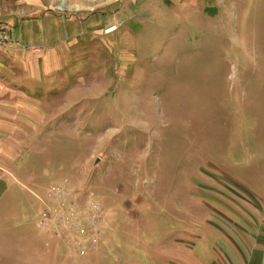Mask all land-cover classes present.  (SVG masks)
Listing matches in <instances>:
<instances>
[{"label": "rangeland", "instance_id": "374dc122", "mask_svg": "<svg viewBox=\"0 0 264 264\" xmlns=\"http://www.w3.org/2000/svg\"><path fill=\"white\" fill-rule=\"evenodd\" d=\"M0 26V264L218 263L264 208V0H0ZM56 182L105 208L86 255L39 226Z\"/></svg>", "mask_w": 264, "mask_h": 264}, {"label": "built area", "instance_id": "2783aa9c", "mask_svg": "<svg viewBox=\"0 0 264 264\" xmlns=\"http://www.w3.org/2000/svg\"><path fill=\"white\" fill-rule=\"evenodd\" d=\"M21 44L20 38L0 26L1 48H18ZM90 193L88 185L81 188L70 182H56L48 188L47 198L38 196L43 204L39 222L42 232L63 240L66 247L79 246L81 255L95 248L96 240L104 233L101 223L106 215L105 208Z\"/></svg>", "mask_w": 264, "mask_h": 264}, {"label": "crops", "instance_id": "0c3cea01", "mask_svg": "<svg viewBox=\"0 0 264 264\" xmlns=\"http://www.w3.org/2000/svg\"><path fill=\"white\" fill-rule=\"evenodd\" d=\"M26 53L25 55L19 53L10 56L14 58H23L22 61H27L24 64L22 63L23 70L29 73V76L39 79V76L33 71V62H28V58L26 57L28 54ZM31 56L32 54L30 55V58ZM9 59V57L5 59L7 63ZM5 73L12 74L10 70ZM18 78L21 79L20 77ZM9 160H11V167L8 168L10 170L9 172L11 173L15 170V172H17V169H14L12 166L17 165L20 160H17L16 158H9ZM0 183L2 182L0 181ZM4 191L5 190L0 193V197ZM246 211H249L253 218H248L243 225H239L238 228L242 230V235L236 234L235 230L237 229V226L235 225H237V223H234V225L228 224L226 226H220L221 230L227 235V242H225L226 247L224 251L220 254L221 258L219 262L213 264H264V208L258 209L257 213H252L250 209H247ZM230 240L235 244L231 245Z\"/></svg>", "mask_w": 264, "mask_h": 264}, {"label": "trees", "instance_id": "16d2710c", "mask_svg": "<svg viewBox=\"0 0 264 264\" xmlns=\"http://www.w3.org/2000/svg\"><path fill=\"white\" fill-rule=\"evenodd\" d=\"M10 24H8L7 26H9ZM52 26L54 25H47L45 26V22H43V18L40 17H33L31 19H27V20H22L19 19V21H16V25L13 27H10L11 31L13 32V29L16 30V35H20L19 37L21 38L23 43H36L34 41L35 37H39V38H51L50 34L52 33L53 29ZM9 76L8 77H14L13 74H9L7 73ZM7 77V78H8ZM29 79L31 78L32 80H35L38 82V86L35 90V93L39 92V91H44V80L40 81L37 78H34L32 76H28ZM15 80H22V82L25 83L24 79H19V78H15ZM11 87H14L11 85Z\"/></svg>", "mask_w": 264, "mask_h": 264}]
</instances>
